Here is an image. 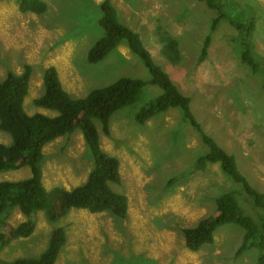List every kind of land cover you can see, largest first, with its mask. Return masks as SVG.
Instances as JSON below:
<instances>
[{
	"label": "rangeland",
	"instance_id": "obj_1",
	"mask_svg": "<svg viewBox=\"0 0 264 264\" xmlns=\"http://www.w3.org/2000/svg\"><path fill=\"white\" fill-rule=\"evenodd\" d=\"M43 14L21 13L20 0L0 2V81L8 72L32 67L24 111L54 117L37 107L44 92L43 74L54 67L63 89L72 97H87L119 78L149 81L142 62L125 43L97 64L87 52L103 35L98 25L103 0H41ZM118 20L139 34L153 62L168 74L203 132L235 160L249 185L264 196V0H110ZM217 20L213 26V21ZM177 45L178 64L162 53L157 34ZM206 57L200 59L206 38ZM246 55V60H243ZM249 62L251 64H249ZM161 89L147 84L135 104L115 112L105 134L93 120L101 150L119 160L121 182L112 190L128 201L127 216L72 209L50 222L34 214L35 229L25 239L11 241L0 251V262L36 258L51 233L63 228L66 241L56 264H256L259 251L238 253L245 232L233 224L220 226L214 241L196 252L185 247L182 230L194 227L216 211L215 201L230 194L243 214L259 223L262 211L220 168L198 163L208 153L198 132L178 109L135 121ZM0 144H11L0 130ZM93 161L76 129L43 148L42 183L72 189L85 182ZM27 166L0 172V182L29 178ZM14 209L8 228L24 221ZM7 227L5 230H7ZM4 230V231H5Z\"/></svg>",
	"mask_w": 264,
	"mask_h": 264
},
{
	"label": "trees",
	"instance_id": "obj_2",
	"mask_svg": "<svg viewBox=\"0 0 264 264\" xmlns=\"http://www.w3.org/2000/svg\"><path fill=\"white\" fill-rule=\"evenodd\" d=\"M204 1L210 9H218L212 5L213 0ZM99 7L101 16L98 25L103 30V35L88 50L87 62L97 64L120 44L125 43L148 71L149 81L122 77L106 87L93 90L85 98L76 99L63 89L56 69L48 67L43 74L44 92L34 104L57 112L56 116L49 117L41 113L28 115L24 111L23 103L28 94L32 67L24 65L20 74L12 72L6 74L0 81V130L9 134L11 144H0V172L27 166L30 169V176L20 181L0 182V251L11 241L28 238L33 233L35 229L33 216L37 212H42L50 222L64 218L72 209L85 210L92 214L108 213L118 219L127 216L126 197L114 192L110 187V184L121 182L119 160L101 150L93 120L99 121L102 131L108 134L111 116L135 104L143 88L149 84L159 87L162 92L152 103L138 111L135 121L143 125L158 113L170 109L180 110L183 121L198 132L208 149V153L199 158L198 163L219 164L227 176L241 185L244 193L253 200V206L262 211L260 221L256 224L243 214L235 196L225 194L215 201L216 211L210 218L202 219L194 227L182 230L185 247L191 252H196L203 246L213 243L217 228L233 224L245 232L238 253L256 247L259 251L256 264H264L263 194L253 189L240 174L234 158L203 132L191 114L189 99L180 93L168 74L153 62L139 34L118 20L110 0H103ZM46 8V4L41 0H20L18 3V10L21 13L39 15L43 14ZM213 22L214 26L217 20ZM156 37L162 44L163 55L173 64H178L176 42L164 32L157 34ZM209 44L210 39L207 37L200 59L206 57ZM244 56L246 55H243V60H246ZM76 129L81 131L93 167L81 185L70 190L61 186L47 190L42 183L43 148L58 138L70 136ZM14 209L18 210L25 220L8 228L7 220ZM65 241L63 228H56L51 233L46 248L36 258L16 259L0 264H56Z\"/></svg>",
	"mask_w": 264,
	"mask_h": 264
},
{
	"label": "crops",
	"instance_id": "obj_3",
	"mask_svg": "<svg viewBox=\"0 0 264 264\" xmlns=\"http://www.w3.org/2000/svg\"><path fill=\"white\" fill-rule=\"evenodd\" d=\"M75 188V187H74ZM73 189V188H72ZM68 190V189H67ZM70 190V189H69ZM114 191V190H113ZM115 192V191H114Z\"/></svg>",
	"mask_w": 264,
	"mask_h": 264
}]
</instances>
